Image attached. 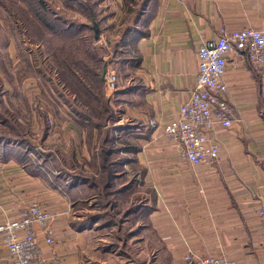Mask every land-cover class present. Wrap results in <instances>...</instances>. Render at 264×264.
I'll use <instances>...</instances> for the list:
<instances>
[{"label": "crops", "instance_id": "crops-1", "mask_svg": "<svg viewBox=\"0 0 264 264\" xmlns=\"http://www.w3.org/2000/svg\"><path fill=\"white\" fill-rule=\"evenodd\" d=\"M108 1L106 8L114 11L109 16L111 26L121 17L124 0L104 3ZM142 3L145 11L138 23L141 31L135 43L138 65L132 71L138 89L131 94L128 111L147 124L156 120L163 128L178 118L181 105L195 88L200 44L217 39L223 26L229 30H264V0ZM236 60L235 56L229 58L224 76L234 124L210 134L220 145L219 163L190 171L194 174L179 178L174 190L161 186L155 196L152 218L159 235L156 249L168 253L171 264L181 260L187 263L189 250L199 255L224 254L237 264H264V221L259 216L264 206V65L254 68L239 62L236 66ZM70 131L74 137L80 133L75 125L70 126ZM154 143L161 152L173 151L168 139ZM184 163L165 165L171 170L172 179L177 178V172L172 171L178 169L188 174ZM0 164V226L18 220L22 210L37 201L55 216L53 244H47L40 227L35 226L48 264H82L83 245L80 233L71 224L73 208L69 196L59 189L50 190L48 180L34 176L14 159ZM163 214L166 222L160 217ZM0 264H12L2 233Z\"/></svg>", "mask_w": 264, "mask_h": 264}, {"label": "rangeland", "instance_id": "rangeland-1", "mask_svg": "<svg viewBox=\"0 0 264 264\" xmlns=\"http://www.w3.org/2000/svg\"><path fill=\"white\" fill-rule=\"evenodd\" d=\"M14 2L16 0H0V70L4 74V66L10 75L15 77L13 81L4 77L6 89L9 91L7 99L22 112L23 117H28V109L25 105L26 95L29 102L32 101L35 104L36 101H39L41 109L47 113V117L43 121L42 119L33 121V130L37 132L39 129V133L35 131V133H30V142L37 147L35 152L31 153L30 158L43 162L42 160L47 158L46 153L54 154L52 151L56 152V146H62L65 151H68L73 144L76 147L79 162L75 169L66 168L67 174L71 172L79 175L80 178L99 182V187H90L87 184L79 185L78 183L74 185L68 175L63 177L55 164H49L51 171L46 179L49 181V189L54 192L59 189L64 196H69L72 202V218L75 216L79 224V228L74 230L76 233H80V241L83 245V249L80 250L83 258L82 264H160V261H163L164 264H171L168 253L156 249L159 244V235L154 229L155 219L149 216L155 208L153 196H158L157 192L161 191V186L163 189L167 187L174 190L176 184L180 182L178 179L192 176L194 173L189 172H193V169L184 163L183 166L188 174L180 169L172 171V173H178V175L175 174L177 178H173L175 179L173 181L171 170L165 165L168 162L183 161L178 157L174 148L173 151L167 152L158 150L160 147L154 145V142H159L162 139L169 140L167 136L160 133L154 136L150 131L148 136H136L137 131L131 130L128 133L121 132L111 135L115 140L114 143L106 142V139H109L106 134L116 120H119L117 125L125 126L132 120L129 118L130 115L137 118L136 115H132L128 111L129 103L132 100L130 94L121 97L122 100L129 102L123 101L122 107L116 106L115 121L106 122L105 129L98 132L91 143H89L87 132L83 130H80V133L74 137L73 132L70 131L72 123L64 120L65 112L47 99L39 97L42 95L41 79L33 78L32 75L19 78L18 66L22 62V58L19 55L18 46L26 45L33 50L34 55L39 57L41 55L38 48L25 35L27 33L24 31L25 27L12 5ZM18 2L20 3V1ZM52 2L55 6L54 9L60 13L67 12V18L70 20L83 21L93 26V20L65 8L62 0H52ZM104 2L102 1V3ZM106 6H109V1L102 4V8H100L102 11L100 28L103 33L99 42L106 49L103 54L104 62H106L105 67L108 70L111 66L119 76L120 88L128 89L137 85L136 78L128 69L120 71L119 64L117 62L115 64L113 50L109 48V39L115 40L111 35L109 37V34H113L114 29L113 27L109 28V17L105 18V16H109V9ZM128 73L129 76H127ZM54 94L49 92L50 100ZM106 94L108 98L109 96L115 97L114 94L109 93L107 86ZM133 102L136 104V99ZM121 108L127 113L122 114ZM17 112L19 114V111ZM48 127L49 135L45 141L44 134ZM127 141H130L132 145L138 144L141 150L137 153L126 152ZM103 148L109 149L113 153L109 154L111 156L109 161L105 157L104 159L101 157ZM66 181V188L59 183ZM108 181L112 183L109 189L102 184ZM127 186L130 188L125 189ZM120 190L122 191L120 192ZM60 192H58L59 195ZM114 204L119 206L114 207ZM138 205L139 207H136ZM140 207L142 208L141 214L134 213L127 216L128 213L134 212L136 208ZM165 215L160 216L164 222H166ZM77 235L79 236V234ZM182 262L181 260L178 264H189Z\"/></svg>", "mask_w": 264, "mask_h": 264}, {"label": "trees", "instance_id": "trees-1", "mask_svg": "<svg viewBox=\"0 0 264 264\" xmlns=\"http://www.w3.org/2000/svg\"><path fill=\"white\" fill-rule=\"evenodd\" d=\"M18 1L12 3L13 8L25 27L24 31L27 32L25 35L38 48L41 55L40 57L34 55L33 50L26 45L18 46L19 55L22 58V62L18 66L19 78L32 75L33 78L41 79L42 95L39 97L47 99L54 106L63 110L65 112L64 120L70 121L79 130L87 132L89 143H91L98 132L105 129L106 122L115 121L116 106L122 107L123 101L129 102L122 100L121 97L135 93L138 89L137 85L128 89H121L118 83L114 92L115 97L109 96L108 98L106 82L103 80V72L106 66L103 54L106 49L104 45L99 44L100 41H96L92 24L70 20L67 18V12L60 13L54 9L52 0ZM102 1L105 0H62V4L75 13L87 16L90 20H93V15H96L101 26L100 14L102 11L99 5ZM144 11L145 6L142 0H124L123 13L118 20L119 22L109 26V28L113 27L114 29L113 34H109V37L112 36L115 39H109V48L113 50L114 61L115 64L116 62L119 64L120 71L128 69L132 74L138 65L135 43L138 35H140L141 29L138 28V23ZM113 13L114 11H110L109 16ZM109 16H105V18L107 19ZM42 58L43 61H41ZM3 72L4 74L0 70L1 161L6 162L14 159L34 176L45 179H48V174L51 171L49 164H55L63 177L68 175L74 185L78 183L79 185L87 184L90 187H99V182L80 178L79 175L71 172L67 174L66 168L75 169L79 162V156L73 144L68 151H65L62 146H56V152L52 151L54 154L46 153L47 158L42 160L43 162L30 158L31 153H34L37 148L29 139L30 133L36 132L32 127L33 121L36 119L43 121L46 119L47 113L41 109L39 101H36L35 104L32 101L29 102L26 95L25 105L28 109V117H23L22 112L7 99L9 91L6 89L4 77L10 81H13L15 77L13 78L4 66ZM49 92L50 94L51 92L52 94L55 93L52 100L48 96ZM121 113L125 114L127 111L121 108ZM129 118L132 120L125 126L117 125L119 120L114 122L106 134L109 137V139L105 138L106 142L114 143L115 140L111 135L121 132L128 133L131 130L137 131L136 136L150 135V125L147 124L146 120H140L131 115ZM48 129L49 127L45 130V141L49 135ZM114 132L115 134H113ZM36 133H39V129ZM126 143L128 144L126 152L137 153L141 150L138 144L132 145L130 141ZM101 153V157L103 159L105 157L108 161L110 155L113 154L112 151L104 148ZM59 183L66 188L67 181ZM102 184L107 189L112 186L109 181ZM127 188L130 187H125V189ZM153 197L155 201V196ZM118 206V204H114V207ZM154 210L155 208L149 215L150 217H152ZM134 213L141 214L142 208H136L127 216ZM71 224L74 229L79 228L75 216L71 219ZM191 264H197V262Z\"/></svg>", "mask_w": 264, "mask_h": 264}, {"label": "built area", "instance_id": "built-area-1", "mask_svg": "<svg viewBox=\"0 0 264 264\" xmlns=\"http://www.w3.org/2000/svg\"><path fill=\"white\" fill-rule=\"evenodd\" d=\"M231 56L237 57L236 66L239 62L248 63L254 68L263 66L264 30L254 27L229 30L223 26L217 39L202 42L198 49L199 73L196 85L188 100L181 105L178 118L163 128L156 120L149 123L153 133L169 138L178 157L193 171L219 163L220 145L210 134L218 128H231L234 124L227 99L229 86L224 79ZM118 78L117 72L109 67L105 82L111 95L117 89ZM259 216L264 221V206L259 210ZM54 219L50 211L34 201L22 210L18 220L0 226V233L4 235L12 255V264H48L38 243L35 226L40 227L46 243L51 245L54 242ZM186 262L237 264L224 254L199 255L193 250H189Z\"/></svg>", "mask_w": 264, "mask_h": 264}, {"label": "water", "instance_id": "water-1", "mask_svg": "<svg viewBox=\"0 0 264 264\" xmlns=\"http://www.w3.org/2000/svg\"><path fill=\"white\" fill-rule=\"evenodd\" d=\"M92 22H93V30L95 33V39H96V41H100L102 32H101L99 20H98L96 15H93V21ZM106 71H107V68L105 67L104 72H103V80L104 81H105Z\"/></svg>", "mask_w": 264, "mask_h": 264}]
</instances>
